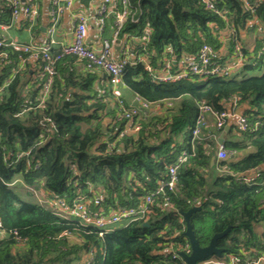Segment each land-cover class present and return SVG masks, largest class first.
Masks as SVG:
<instances>
[{
	"label": "trees",
	"instance_id": "obj_1",
	"mask_svg": "<svg viewBox=\"0 0 264 264\" xmlns=\"http://www.w3.org/2000/svg\"><path fill=\"white\" fill-rule=\"evenodd\" d=\"M129 1L131 16L122 33L134 38L136 55L153 68L163 58L177 62L195 54L203 43L221 47L219 34L226 26L248 62L230 77L153 82L135 57V63L125 65L114 93L106 83L96 87L95 71L80 60L83 69L75 66L77 58L67 55L56 62L45 104L38 106L40 82L35 76L28 81L31 87L26 85L28 71H15L17 53L4 48L13 62H0V225L5 231L0 264H76L81 253L87 254L84 264H185L177 255L189 244L180 212L193 206L199 209L188 222L200 247L228 229L215 242L221 254L197 264L230 256L239 259L236 264H251L264 255V233L256 228L264 223V52L256 56L264 38L249 51L241 37L243 31L254 32L251 20L264 27V0H248L249 8L242 0H210L213 10L201 0ZM0 12L10 14L4 0ZM227 47L228 53L231 44ZM59 50L52 48L54 54ZM121 87L164 111L138 110L130 119L138 130L128 131L120 115L129 101L118 92ZM233 100L244 105L248 128L231 127L222 143L227 157L218 159L220 129L204 123L193 135L198 104L204 101L220 112L230 109ZM243 150L244 155L235 156ZM183 153L185 161L179 163ZM174 164L172 188L156 193ZM251 171L257 176L246 183L243 178ZM25 186L50 204L81 199L103 213L139 209L146 196L151 200L142 219L100 235L99 229L56 216L48 203L31 200ZM68 232L77 240L69 242Z\"/></svg>",
	"mask_w": 264,
	"mask_h": 264
},
{
	"label": "built area",
	"instance_id": "obj_2",
	"mask_svg": "<svg viewBox=\"0 0 264 264\" xmlns=\"http://www.w3.org/2000/svg\"><path fill=\"white\" fill-rule=\"evenodd\" d=\"M72 0H50V9L48 12V23L45 26V30L42 36L37 37L27 43H20L14 41H8L5 38H0V62L11 63L13 62L9 57L8 52L4 48H10L11 51L17 53V67L15 71L23 69L30 64H37L36 77L40 82V97L38 98V106L45 104V97L47 96L53 77L55 75V64L62 57L70 55L75 56L77 60L83 61L84 66L88 70L100 69L106 76L108 86L112 88V91L116 87L121 85L122 71L128 62L135 63L136 59L143 63L144 70L148 72L149 78L153 82H175L180 79L188 78L189 76H198L201 78L209 77H230L235 75L242 66L248 62V56L242 52L240 42L236 34L230 33L226 39L231 44L230 51L226 54L215 50L207 43L201 44L195 54H184L179 61L174 59L163 58L158 62V67L153 68L152 63L140 55H135L136 59H129V53L131 52L130 42L134 39L128 33H122L125 22L130 18V1L129 0H101L94 10L95 19L100 31L104 29L108 20L112 22V35L110 39H105L99 50H93L86 44V38L88 35V17L83 13H76L73 18L72 24V41L70 43L59 42L57 44L56 34L58 31L60 17L66 6L71 4ZM206 8L213 10V4L210 0H201ZM5 5L10 9V22L9 26L22 25L25 29L30 31L35 29L39 21V6L37 0H4ZM245 7L249 8L248 0H242ZM132 20V19H131ZM116 40H119L120 44V56L115 58L113 54V45ZM55 45H59V52L54 54L52 48ZM264 52V45L257 51L256 56ZM9 79L6 80V84ZM26 101V100H25ZM164 106L171 107L169 102H163ZM129 107L124 108L122 106L121 117L127 120V130H138V126L135 127L130 121L132 115H136L138 110H150L160 112V105L157 102H150L142 99L137 95L129 100ZM228 105V104H226ZM230 109H223L220 112H214L206 102L201 101L198 104V116L196 118V126L193 129V135L198 134L199 126L203 125L208 114H212L215 118V126L217 129L223 128L226 120L232 118L234 124L240 130H246L248 128L247 121L243 114L235 115L234 109L237 106L236 100H233L229 105ZM27 104L23 110L27 109ZM129 119V120H128ZM216 157L218 159H225L227 157V150L222 147V144L218 145L216 151ZM185 161V153H183L179 159V163ZM177 165L174 164L168 169V179L162 182L156 190L163 191L164 187L171 189L175 181V172ZM252 176H245L243 180L246 183L252 182L257 174L255 171H251ZM26 189L34 192L30 187L25 186ZM145 202L141 203L139 209L130 207L128 209H120L117 211H111L103 213L97 207L96 209H90V201L77 199L70 204L64 200L59 199L56 204H50L48 201L40 200L41 204L45 202L51 205L53 213L61 218L71 219L81 224L92 226L100 230V235L112 231L120 226H125L127 223L140 220L145 216L146 205L150 203V197L146 196ZM39 201V199H38ZM94 204L97 205L99 200L95 198ZM47 207V205H46ZM0 234H5V231L1 229ZM180 252L185 254L190 253V245H186ZM178 255V254H177ZM179 256V255H178ZM239 259L235 256L228 257L227 261H217L218 264H236ZM264 255L259 256L251 264H264Z\"/></svg>",
	"mask_w": 264,
	"mask_h": 264
},
{
	"label": "crops",
	"instance_id": "obj_3",
	"mask_svg": "<svg viewBox=\"0 0 264 264\" xmlns=\"http://www.w3.org/2000/svg\"><path fill=\"white\" fill-rule=\"evenodd\" d=\"M101 0H88V1H81V0H72L71 4L69 6H66L61 14L60 17V23H59V27H58V31L56 34V39H57V44H59V42L62 43H70L72 41V24H73V18L74 15L76 13H83L88 17V35L86 38V44L87 46H89L91 49L93 50H99L102 46V43L105 39H110L111 35H112V22L111 20H108L106 23V26L104 27V29L102 31L99 30L96 19H95V15H94V10L97 7V5L100 3ZM38 2V6H39V21L37 23L36 28L33 30L31 29L30 31H28L27 29H25L22 25H16V26H9V22H10V14L8 15H4L2 12H0V38H5L8 41H14V42H20V43H27L33 39H36L37 37H40L43 35L44 31L41 29L42 27H44L45 30V26L48 23V12L50 9V0H37ZM9 19L7 23H4L3 21ZM249 25L251 24H255L256 28L254 30V32L252 34H246L244 31L241 32V37L244 38L245 44L247 46V48L249 49V51L254 50L255 46H256V39H262L264 38V27L261 26L260 22L256 21V20H251L248 22ZM39 28L40 32L36 34V29ZM229 36V28L228 26H226L224 29L221 30L220 34H219V39L223 40V42L225 43L224 45H222L219 48H216L215 50H218L219 52L222 51V53L226 54V48H228V42H227V38ZM132 42V43H131ZM130 42L131 44V52L129 53V59H133L135 58L136 55V51L133 49L132 44L134 45V40H132ZM113 45V54L115 56V58L120 56V44H112ZM54 48H59V45H55ZM17 61V60H15ZM75 66L77 67H82V63L79 62L78 60H76L75 62ZM37 64H30L25 66L23 69L27 70L29 73V77H26L25 82L26 85L28 84L29 87L30 86V82L32 83L31 79L33 80V78L35 77V73L37 72ZM22 70V69H21ZM97 76V79L95 80V85L96 87H100L101 84L106 83V76L105 74L100 70V69H95L94 70ZM30 81V82H28ZM27 86V87H28ZM119 93H121L122 95H124L126 97V99L129 101L134 94H132L131 92L127 91L125 88L121 87L120 90L117 89ZM244 110V105L238 106L234 109V113L235 115L241 114L243 113ZM205 127H210L212 129H216L215 127V118L213 117L212 114H208L206 116V120H205ZM234 126V120L232 118L226 120L225 125L223 126V128H221L219 130V132H217L216 134V138L215 140L217 141L218 136L220 135V133L224 130L225 127H229V130L231 129V127ZM229 130L226 133L225 139H229L230 138V134H229ZM217 144V142H216ZM219 144H217L218 146ZM246 151H238L235 153L236 157H241L242 155L245 154ZM232 154L229 155V157H231ZM217 158V157H216ZM247 176H252V172H250L249 174H247ZM19 184V182L17 183ZM23 184L20 187V189L23 191ZM43 193V192H42ZM45 195V194H43ZM257 231L258 232H263L264 233V223L259 224L257 227ZM5 234H0V237H4ZM89 256V255H88Z\"/></svg>",
	"mask_w": 264,
	"mask_h": 264
},
{
	"label": "water",
	"instance_id": "obj_4",
	"mask_svg": "<svg viewBox=\"0 0 264 264\" xmlns=\"http://www.w3.org/2000/svg\"><path fill=\"white\" fill-rule=\"evenodd\" d=\"M23 1V0H21ZM44 31V27L41 28ZM116 44H119V40L115 41ZM229 130V127H225L224 130L220 133V135L217 138V144H222L225 141V136L227 131ZM213 160V159H212ZM198 206H193L190 209H188L185 212H180L181 216L183 217V220L185 222V235L188 238L189 245H190V253L185 254L184 252H178V255L182 258V260L185 262V264H197L200 260H204L207 257L211 255H220L222 252V249L217 248L215 246V242L218 238L222 237L228 229L221 233L215 234L209 244L205 247H200L196 241V239L193 236L190 224L188 222V218L194 211L198 210Z\"/></svg>",
	"mask_w": 264,
	"mask_h": 264
},
{
	"label": "rangeland",
	"instance_id": "obj_5",
	"mask_svg": "<svg viewBox=\"0 0 264 264\" xmlns=\"http://www.w3.org/2000/svg\"><path fill=\"white\" fill-rule=\"evenodd\" d=\"M170 104H174L173 102H171ZM164 110H160V112H163ZM19 190V189H18ZM36 191V192H35ZM34 192H32V198H30L31 200H33V199H35L36 200V198L37 199H39V202H40V200H43L42 199V195H41V193L38 191V190H35ZM40 195H41V197H40ZM28 197H30V195L28 196ZM40 205H42V204H40ZM66 236H67V238H68V241L69 242H74V241H72V240H77V237H75L72 233H66ZM87 256V254L86 255H83L82 253H81V256H80V259L79 260H77L76 262H74V263H76V264H84L85 263V258H87L86 257ZM214 263V262H216V261H214V260H210V261H208L207 262V264H210V263ZM264 263V262H263ZM203 264H205V263H203Z\"/></svg>",
	"mask_w": 264,
	"mask_h": 264
}]
</instances>
